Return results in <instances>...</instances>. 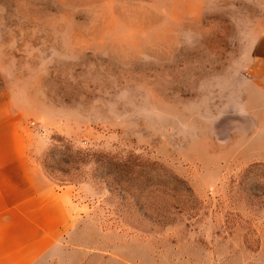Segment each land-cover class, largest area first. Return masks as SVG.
I'll return each mask as SVG.
<instances>
[{"label": "rangeland", "instance_id": "obj_1", "mask_svg": "<svg viewBox=\"0 0 264 264\" xmlns=\"http://www.w3.org/2000/svg\"><path fill=\"white\" fill-rule=\"evenodd\" d=\"M259 16L251 0H0V105L79 207L68 264H264Z\"/></svg>", "mask_w": 264, "mask_h": 264}, {"label": "crops", "instance_id": "obj_2", "mask_svg": "<svg viewBox=\"0 0 264 264\" xmlns=\"http://www.w3.org/2000/svg\"><path fill=\"white\" fill-rule=\"evenodd\" d=\"M251 1L260 16L249 75L253 100L258 94L264 104V0ZM5 115L0 105V137L6 119L11 136L9 141L0 138V264H68L67 241L79 219V207L72 202L70 189L55 188L29 162L16 122Z\"/></svg>", "mask_w": 264, "mask_h": 264}, {"label": "trees", "instance_id": "obj_3", "mask_svg": "<svg viewBox=\"0 0 264 264\" xmlns=\"http://www.w3.org/2000/svg\"><path fill=\"white\" fill-rule=\"evenodd\" d=\"M107 164L109 165V168H110L111 165H114V166L116 165L113 161H110V160H109V162H107ZM120 169H121V170H120ZM115 172H116V174H118L120 177L125 176V177H130V178H132V176H133L134 178H138V179H141V177H143L142 174H140V173H137V172H134V171H129L128 168H126L125 165H123V166H121V167H120V165H119V168H118L117 171H115ZM105 174L112 175L113 173L111 172V169H109V170L107 171V173H105Z\"/></svg>", "mask_w": 264, "mask_h": 264}]
</instances>
